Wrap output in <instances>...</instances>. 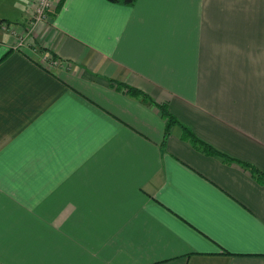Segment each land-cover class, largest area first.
<instances>
[{"label":"crops","instance_id":"obj_1","mask_svg":"<svg viewBox=\"0 0 264 264\" xmlns=\"http://www.w3.org/2000/svg\"><path fill=\"white\" fill-rule=\"evenodd\" d=\"M32 1L0 15V264H264V0H54L29 32Z\"/></svg>","mask_w":264,"mask_h":264},{"label":"trees","instance_id":"obj_2","mask_svg":"<svg viewBox=\"0 0 264 264\" xmlns=\"http://www.w3.org/2000/svg\"><path fill=\"white\" fill-rule=\"evenodd\" d=\"M2 21H5V20H2ZM116 83H117V86L119 88L125 89L131 95L137 96V97L141 98L143 101L156 104L152 100V98L147 93H145L143 90L136 88V87H133V86H130L126 83H119V82H116ZM156 105L159 107L163 117L166 120V128H165L166 136L172 132V129L175 125H180L182 127V130H183V137L190 140L198 149H200L204 153H206V154H220V155L224 156L225 159L228 161H235L234 158H232L226 154L221 153L220 151L215 149L213 146L209 145L208 143H206L205 141L200 139L191 129H189L186 125L181 123L177 119V117L169 111V108L166 104H156ZM243 165L248 167L251 171H253V173L257 176V178H259L260 180L264 179V174L258 168H255L254 166H251L248 163H243Z\"/></svg>","mask_w":264,"mask_h":264},{"label":"rangeland","instance_id":"obj_3","mask_svg":"<svg viewBox=\"0 0 264 264\" xmlns=\"http://www.w3.org/2000/svg\"><path fill=\"white\" fill-rule=\"evenodd\" d=\"M26 6L27 0H1L0 15L9 17L7 21L14 25H22L20 21Z\"/></svg>","mask_w":264,"mask_h":264},{"label":"built area","instance_id":"obj_4","mask_svg":"<svg viewBox=\"0 0 264 264\" xmlns=\"http://www.w3.org/2000/svg\"><path fill=\"white\" fill-rule=\"evenodd\" d=\"M54 0H33L32 1V15L26 24V30L31 31L33 27L36 25V22L44 19L49 10L52 8ZM5 27H9V25H5Z\"/></svg>","mask_w":264,"mask_h":264}]
</instances>
